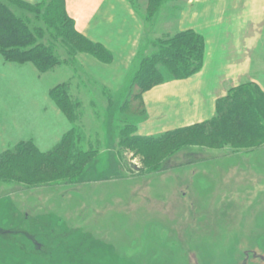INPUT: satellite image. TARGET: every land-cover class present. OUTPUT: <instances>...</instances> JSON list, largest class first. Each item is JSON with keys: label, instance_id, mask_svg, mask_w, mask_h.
I'll use <instances>...</instances> for the list:
<instances>
[{"label": "rangeland", "instance_id": "1", "mask_svg": "<svg viewBox=\"0 0 264 264\" xmlns=\"http://www.w3.org/2000/svg\"><path fill=\"white\" fill-rule=\"evenodd\" d=\"M133 1L145 12L147 2ZM96 3L105 7L102 13L119 10L109 0ZM76 4L87 5L82 0ZM171 6L166 2L148 20L145 53L164 33L197 28L210 37L204 4L188 0ZM58 54L67 57L62 47ZM3 60L10 71L0 68V152L29 138L47 141L42 150L58 142L72 125L49 91L68 81L82 102L81 122L99 153L75 184L0 185V264H264V146L239 152L192 146L165 159L160 171L141 174V157L125 151L121 160L116 151L120 104L130 90L133 64L124 77L115 73L105 88L102 80L88 76L79 56L46 74L32 63L23 66L27 63L0 55ZM259 79L264 82V74ZM22 109L24 118L12 116ZM162 113L131 120L141 135L184 126ZM19 125L22 131L16 133Z\"/></svg>", "mask_w": 264, "mask_h": 264}, {"label": "trees", "instance_id": "2", "mask_svg": "<svg viewBox=\"0 0 264 264\" xmlns=\"http://www.w3.org/2000/svg\"><path fill=\"white\" fill-rule=\"evenodd\" d=\"M169 1L175 8L188 0H148L143 12L146 20L152 21ZM132 3L136 7L133 0ZM60 47L66 50L65 59L58 54ZM145 49L141 48L133 61L127 79L130 90L120 104L116 151L121 160L125 151L141 157L139 172L145 174L160 171L165 159L192 146L230 147L235 152L264 146V88L255 81L230 88L218 99L215 115L206 121L158 135L139 134L138 124L131 119L147 117L144 94L168 80L187 79L199 72L205 62L206 38L194 29L164 33L154 38L150 54ZM82 52L103 62L112 60L109 49L78 31L66 0H0V55L6 61L32 63L46 74L58 65L73 64ZM71 90V84L63 81L49 91L71 128L48 150H42L29 138L0 152V185L18 183L31 189L79 182L99 150L81 122L82 102ZM109 92L106 91L113 104L114 96Z\"/></svg>", "mask_w": 264, "mask_h": 264}, {"label": "crops", "instance_id": "3", "mask_svg": "<svg viewBox=\"0 0 264 264\" xmlns=\"http://www.w3.org/2000/svg\"><path fill=\"white\" fill-rule=\"evenodd\" d=\"M78 1L66 0L68 13L75 20L76 28L93 42L101 43L109 49L112 60L103 62L85 52L77 56L88 76L102 80L106 84L105 88H108L113 77L118 74L124 77L139 50L146 47V43L143 45V33L148 28V20L139 13L140 10L136 9L132 0H109L112 7L118 3L119 10L113 7L105 13H102L105 7H98L99 4H94V0H82L87 5L81 8L76 4ZM143 1L145 5L148 0ZM193 2L204 4L208 8L204 11L211 18L208 23L210 37L205 36V32L196 30L197 28H188L202 33L206 38L204 66L187 79L168 80L144 94L147 116L161 110L162 114H168L165 119L169 121L171 116L174 119L172 123L178 120L177 125L184 126L212 118L216 113L218 99L232 87L246 81H255L264 88L263 80L259 79L264 74V0ZM194 12L196 17L195 6ZM193 25L195 24L191 23L192 27ZM107 28L112 30L103 34ZM9 65L4 60L0 61V68L10 71ZM28 68L34 70L30 66ZM20 115L24 118L25 110H17L12 114L16 119H20ZM54 118L57 119L56 116ZM15 123L20 124L19 120ZM21 131V126H16L15 132ZM62 135L63 133L60 134L61 137ZM33 139L41 149L47 143L41 138Z\"/></svg>", "mask_w": 264, "mask_h": 264}]
</instances>
